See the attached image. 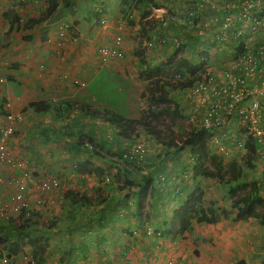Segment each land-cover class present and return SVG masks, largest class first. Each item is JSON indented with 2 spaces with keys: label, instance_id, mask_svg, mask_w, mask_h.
Here are the masks:
<instances>
[{
  "label": "crops",
  "instance_id": "0c3cea01",
  "mask_svg": "<svg viewBox=\"0 0 264 264\" xmlns=\"http://www.w3.org/2000/svg\"><path fill=\"white\" fill-rule=\"evenodd\" d=\"M115 1L117 3L106 5L107 10L111 13L113 9L122 15L119 1ZM228 1L211 0L209 5L211 9H217ZM76 2L78 9L72 15L69 10L59 6H49L43 0H0V109H7L20 116L17 118L14 134L8 140L9 153L15 160L24 164L22 170L30 169L37 176H65V178L61 176L63 188L52 192L57 198L62 196L63 199H55L53 204L40 209L36 208V211L32 213L31 222L25 229L17 228V226L12 229L9 226L10 219L17 223L15 216L9 219L0 217V225L4 228L3 235L11 242L28 240L29 237L38 235L45 236L48 250L44 254V264H166L170 257L175 259V264H201L200 261L196 262L192 252L196 255L200 254L203 264L205 262L211 264L207 259L210 256L217 258L219 248L212 250L210 246H207L204 241V237L207 238V236H203L205 234L197 235L200 239L199 243L194 242L190 234L197 224L208 227L216 226L215 224L193 222L190 230L175 237L161 236V238L146 233L147 227H150L148 224L158 223L159 225L164 222L165 216L169 215L166 213L160 216L161 207H164L165 211L177 207L179 202H182L184 191L195 188L199 182L205 191L206 181L212 180L215 184L214 193L217 195L221 190L226 194L227 187L222 186L216 179L202 180L200 178L195 180L198 183L192 181L191 170L194 163L187 154L188 150L180 151L179 159L173 169L165 168V172H161L153 168L148 172L155 179L154 199L148 206V211L151 210V216L155 218L150 216L151 220L149 222L146 220L144 225L140 217L136 219L139 214H133V205H129V201L124 196L130 195L131 188L127 185L120 191L117 188L118 183L113 182L112 174L110 185L108 183L106 184L108 186L103 185L102 188L99 186V189H102L101 193L107 196V200L102 204L97 206L83 203L71 204L70 200L65 198L64 194L67 190L86 192L90 195L98 187L97 179L100 176L81 169L77 172L73 166H70L72 162L70 160L78 159V157L82 159V162L88 159L95 164L96 157L89 149L77 146V141H88L90 144H99V146L104 144L103 147L110 152L115 149H111L110 145L109 148L106 141L102 139L108 135L103 134L104 130L113 128L116 131V129L111 125V128H108L109 124L107 125L100 118L91 119L82 112L81 106L86 105L94 109L106 108L123 114L125 118L131 116L127 112L129 108L123 109L120 106L121 90H116L119 92L117 105L110 103L105 97H99L102 90H93L100 83L106 64L101 61L98 49L107 44L104 41L111 34L108 30H103L98 35L99 33L94 29L96 24L100 25L102 18L106 19L104 23L106 25L110 16L105 15L103 11L98 12L97 20L92 15L95 8L93 0H76ZM229 6L233 7V4ZM12 10L18 17L17 21H14L9 14ZM31 19H37L40 23L28 29L26 26ZM75 20L78 22L77 25L73 23ZM84 24L94 30V39L90 41L86 39L88 34L82 31ZM71 29L73 32L75 29L78 30V39L72 40L71 35L66 33L67 30L72 31ZM207 29L208 26L205 29L203 26L199 27L196 36L199 40L206 34V43L210 51H215L214 48H230L229 36L222 40L224 41L222 46L208 45L209 40H214V35L212 39H209ZM75 34L78 35L77 32ZM24 37H30V39H24ZM217 55V58L225 57L223 54L217 53ZM213 62L216 66L220 64L216 58ZM75 81L82 82L84 85L78 86ZM38 102L56 105L60 111L51 108L46 112H37L34 104ZM2 125H4V119L0 113V129ZM217 132L220 139L225 142L227 138L222 137V131ZM97 145H94L95 149ZM160 146L162 149L170 150L168 151L170 153L176 151L174 146L171 149ZM259 152L254 161V168H247L248 171L243 169V181L263 179L264 157ZM240 153L242 156L244 152ZM240 158H231L228 161ZM19 171L10 165L1 167L0 204L8 202L10 195L16 189ZM157 176L160 181L164 180L163 183H159L160 185L156 184ZM31 182L33 181L28 180V186L31 187L28 195L33 201L40 195V191ZM161 185L167 194L163 200L158 198L163 194V192L160 193ZM262 185L264 190V183ZM204 198H206L205 194ZM157 200H159L158 203H156ZM61 202L63 206L60 205ZM203 206L206 205L203 204ZM54 217H58L59 220L52 228L47 229L45 225H42L43 222L49 223ZM224 221L222 219L217 225L225 226ZM163 226L161 224V230ZM209 232L213 231L209 229ZM216 232L217 236L222 234L223 237H229V240H233L236 236L231 231L221 233L218 229ZM161 240H164L166 244L159 246ZM31 250V245L27 243L23 252L16 255L7 256L1 253L0 264H3L2 256L4 255L9 257L13 264H27L32 260ZM224 251L228 252L229 248Z\"/></svg>",
  "mask_w": 264,
  "mask_h": 264
},
{
  "label": "trees",
  "instance_id": "16d2710c",
  "mask_svg": "<svg viewBox=\"0 0 264 264\" xmlns=\"http://www.w3.org/2000/svg\"><path fill=\"white\" fill-rule=\"evenodd\" d=\"M43 1L49 4V6L63 7L69 10L72 15L76 13L78 9L76 0ZM189 1L192 4L190 7L197 10L195 19L193 17V23L190 24L188 22V24L184 26L177 23L176 20L172 21V19L164 22V24L167 25V32L163 29V34H160V41L166 44V40H169L171 37L170 35L177 37L179 40H173L175 50L170 57L155 65H151V63L147 62L144 58L143 50L145 48L142 44L144 40L149 37L150 31H152L155 26H158L153 22V18L151 17L152 9L148 8V5L152 4L153 8H159L160 6L153 0H119L120 12L128 19V23L132 22L130 18L132 17L133 10H140L138 20H136L138 41L137 45L132 50V54L139 59V67H142L139 71V76L142 80L147 82L140 96L149 99V107L140 109L137 118H125L123 114L117 111L107 110L106 108L94 109L86 105H82L81 110L91 119L100 118L107 125L109 124L108 126H113L116 129V133L113 135L114 139L118 138L121 141L126 140L127 142L134 141L137 140L139 136V130H146L148 136L154 137V139L159 144L165 146L166 149H171L174 146L175 150H177L175 152H178V150H188L190 159L194 163L191 170L192 181L198 183V181L195 180L200 178L202 180L216 179L222 186L227 187L230 207L223 205L217 208L213 200H208V204L203 206L205 202V191L199 185L200 182L196 184L197 186L195 188L184 191L183 197L181 196L182 202H179V205L173 209L170 217L163 222L164 226L161 230V234L164 237H175L178 234L190 230L193 222L214 225L219 223L222 219H233L234 221H250L254 219L260 226L264 227V190L262 189L264 177L262 180L257 179L255 181L242 180L243 169L254 168L257 152L260 151L259 153L264 157V137L261 139L262 141H260L256 133L247 127L248 123L246 124L237 117L231 116L230 121V118L228 119L227 117L228 123L226 126L230 133L225 141L229 143L226 144V146L229 147L228 153L232 152L233 148H237L244 153L239 160L233 159L226 161L225 155L222 156L214 152L209 145V141L214 135L213 129L197 126L192 121L187 124L188 126L183 125V122H181V118L183 117L181 114L182 106L174 97L176 92H187L193 85L201 80L208 81L209 74L215 76L217 82H221L222 76L219 75L220 71L218 70H228L230 74L240 76L242 74L244 62L239 61V58L243 57L247 60V52L251 51L255 53L256 48L262 44L261 42L264 41V25L257 31L258 35L256 34V36L258 41L256 42H251L250 39L247 40L252 37L250 34L252 31L249 30L244 36L247 42L241 36L238 38V42H236L237 36H230V48H214L215 51H210V47L207 46L206 43V34L200 39L203 40L202 43L198 41V37L196 36L199 22L202 21V19H210L211 17L212 19L219 18L217 22L221 21L223 17L222 14L224 13L237 15L240 2L243 0H229L227 3L228 6L227 4L221 5L217 9H211L209 4L201 0ZM216 1L217 0H215V2ZM93 2L97 3H95L92 15L98 20V11L102 8V4L106 6L109 3L107 0H93ZM252 2L254 6L250 11L253 13V16H256L263 24L264 2L262 0H252ZM200 4H202V6H200ZM232 4L233 7H230L229 5ZM178 12L172 10L170 16ZM9 14L11 18H14V21L18 20L13 10ZM38 23H40L39 20L31 19L26 28L31 29ZM73 23L74 25L78 24L77 20ZM246 25L247 22L244 21L242 25L243 30L246 29ZM179 26H181L180 33L178 32ZM191 28L195 30V35L192 31L187 33ZM208 32L207 36L210 39L212 34L210 30ZM163 36L164 38H162ZM24 39H30V37H24ZM176 41L179 42L177 46ZM190 43L199 44V47L203 46L198 52L194 53V60H196V62L185 59L186 55L184 54ZM210 44L213 45L209 40L208 45ZM217 53L223 54L225 57L217 58ZM177 57H179V61ZM215 58L219 61V66L214 64L213 60ZM259 68L264 69V64L260 63ZM93 90H96V88ZM196 101L197 99L192 101L194 103L193 110L197 105ZM34 106L37 112H46L51 108H54L55 111H60L56 105L53 106L48 102H38L35 103ZM156 122L160 124V127H156ZM230 129L232 131H230ZM179 138L180 145L175 144V141ZM107 140H109L107 137L102 139V141H106L108 146L112 144V141ZM76 144L84 148V142H82V140L77 141ZM91 145L93 149H90V151L96 153L100 159H104V156L95 149L94 144L91 143ZM102 146H104V144ZM113 153H118V150L115 149ZM121 153L124 154V152ZM169 153L170 152L167 154ZM111 162L114 164V168L111 170L113 182L118 183L117 188L120 191L126 188V186H121V183H125L132 188L130 194L132 193L133 196H128L129 194H125L124 196L129 201V205L132 203L130 201L131 198H134V196L137 197V207L140 213L141 209L144 208L147 197H154V177L150 173H147L142 175L139 180H136L122 163H117L115 160H111ZM78 169L95 173V175L100 177L103 176L105 172L104 168L95 165L88 159H85L82 164H76L75 170L77 172H79ZM110 184L111 183H109V185ZM134 188L135 190H133ZM64 196L70 200L71 204L83 203L89 206H97L107 200V196L97 190L90 195L86 192L80 193L67 190ZM30 212L32 213L34 211ZM27 213L29 212L23 211L20 214L18 220H21V224L19 226H25L31 222V216H29L30 214L27 216ZM58 220V217H54L49 223L43 222L42 225L50 229ZM8 223L12 229H15L17 225L16 222L14 223L12 219H10ZM3 229L4 228L0 225V254L5 253L7 256L16 255L23 252L24 246L29 243L32 249V260L27 264H44V254L48 250V242L45 236L38 235L32 238L29 237L28 240L11 242L3 235ZM8 264H13L12 260H9Z\"/></svg>",
  "mask_w": 264,
  "mask_h": 264
},
{
  "label": "rangeland",
  "instance_id": "374dc122",
  "mask_svg": "<svg viewBox=\"0 0 264 264\" xmlns=\"http://www.w3.org/2000/svg\"><path fill=\"white\" fill-rule=\"evenodd\" d=\"M107 1L109 4L113 2L117 3V1L115 0H107ZM153 1L156 4H159L158 6L160 7L153 8V5L150 4L148 5V8L152 9L151 17L153 18V22H155L158 26L157 27L155 26L154 29L150 31L149 37H147L144 40V43L142 44L145 48L143 50L144 58L146 59L147 62L151 63V65H155L157 64L156 62L163 61L168 57H170V55L175 50L174 47L175 44H173V40L174 39L179 40L177 37H173L172 35H170L171 37L169 40L168 39L166 40L167 42L166 44H163V42L160 41L159 39L160 34H163L162 32L163 29L166 30L167 27V25L164 24V22L170 19H172V21L173 19H176L177 23H180L185 26L186 24H188L189 21L193 19V16H195V13L197 12V10L190 7V5L192 4L190 3L189 0H153ZM101 7L104 14L110 16V18L108 19L106 25L103 24L101 26L99 24H96L97 26L94 30L99 33L98 35H100V32L103 30H108L111 33L108 35L109 37L105 39L104 42H106L107 44L104 45H111L114 38L117 35H121L122 36L121 47L123 51L121 57H111V61L106 62L104 67L105 68L104 73L100 79V83L97 84L96 90H102V93L100 94L99 97H105L108 101H110V103L115 105L119 103V94H118L119 92H117L116 90H121L120 106L123 109L129 108L127 112L130 113L131 115L130 118H137L140 109H145L146 107H149V99L147 97L139 96V94L144 91L147 82L142 80L141 77L139 76V71L142 67L141 66L139 67V59L132 54V50L137 45V41H138L136 20H138L140 10L139 9L133 10L132 17L130 18L132 22L128 23V19H126L125 16L120 15L117 11H114L112 9L111 10L112 14H111L110 11L107 10V6L102 4ZM172 10H176L177 12L178 11L179 12L177 14L170 16ZM191 11H193V14L190 16L189 13ZM206 22H208L207 19H202V21L199 22V27L205 26L203 24H205ZM180 28L181 26H179V30H178L179 33L181 32ZM71 30L72 31L67 30L66 33L71 35L72 40L78 39L79 37L78 30L75 29L74 32L73 29ZM94 30L90 27H87V25L84 24V28L82 29V31L84 34L86 33L88 34L86 37V39H89L88 41L94 39L95 36V33L93 32ZM84 31H86V33ZM191 31L195 35V30H192V28L189 29L187 33H190ZM75 32H77L78 35H76ZM164 36L162 38H164ZM198 41L202 43L203 40L199 39ZM201 47L203 46L199 47V44L190 43L189 46L187 47V51L184 54L186 55L185 59L196 62V60H194L195 58L194 53L198 52ZM177 58L179 61V57ZM76 84L78 86H81L79 85V83ZM174 97L176 100L180 102L182 106L181 114L183 117L181 118V122H183V125L188 126L187 124L190 121H192L194 124H198V122H200L199 121L200 116L202 115L204 110H201L200 114L196 110L197 115L194 114V110H193L194 103L192 102L194 101L193 100L194 96H192L191 94L189 95L187 93L176 92L174 94ZM157 122L155 124L156 127L157 126L160 127V124L159 123L157 124ZM108 128H111V126H109ZM115 133L116 131H114L113 128L109 129L108 131L104 130L103 132V134H111V136L109 138L107 137V139H109L108 141H112V144H110L111 149L112 148L117 149L118 153H113V151L112 152L106 151V149L103 146H99V144L98 145L96 144L97 145L96 150L98 149L97 151L104 156V159H100L96 153H92V155L96 157V159L94 160L95 164H98V166L104 168L105 172H108L109 174H111V170L112 168H114V164L113 162H111V160H115L117 163H122V165H124V167L131 172L134 179L139 180L142 175L147 174L153 168H157V170H160L161 172H165L166 169L167 170L170 168L173 169V167L176 166L175 164H177L176 163L177 159H179L180 151L187 152L186 150H178V152L176 153L174 152L167 154L169 150L162 149L160 146L161 144H159L154 139V137L148 136L146 130H139V136L137 137V140L134 141L132 140L128 142L126 140L121 141L120 139H114L113 135ZM138 140L143 141L145 143L146 152L144 153L145 155L143 160L140 161V159L138 160V158L136 159V157L134 156L132 157H130L129 155L124 156L123 153H121V152H125V148L131 146L133 143L137 142ZM178 142H180V138L178 139ZM115 149L113 150L115 151ZM233 150H232L233 154L229 153L228 155L226 154L224 156L226 161H228L231 158L241 157V153H240L241 151H239L237 148H233ZM187 154L189 155V153ZM70 161H72L70 166H73L74 169L76 164L82 162V159L78 157V159H73ZM35 174L36 173H34V175ZM61 176L65 178L64 175ZM97 181H98L97 191L101 192L102 189H99V186H101L102 188L103 185H106L108 183L104 182L103 178L100 177H98ZM163 182L164 180L160 181L157 176L156 184L160 185L159 183H163ZM214 185H215L214 181L212 180L206 181V187L204 186L205 197H206L204 205H207V200H213L215 201L217 208L221 207L222 204H224V206L226 207H230V201H229L230 199L227 196L228 195L227 192L226 194H224L220 190L219 193L216 195L213 191ZM123 186H127V184L124 183ZM162 186L163 185H161L160 187L162 188V191L160 193L163 192V194L162 196L160 195L158 197L159 200L160 199L163 200L164 196L167 195L165 194L164 187ZM133 190H135V188ZM129 196H133V194L131 193ZM153 199L154 197H150V196L147 197L144 203V208L141 209L140 213L137 207V197L134 196V198H131L130 200L132 202L131 205H133L134 208L133 214L134 215L139 214V216H137L136 219H139L140 217V219L143 220L142 222L143 225L145 224L146 220L149 222L151 218H155L151 216V210L148 211L149 208L148 206H150V204L153 202ZM159 200H157L156 203H158ZM60 205L63 206V202H61ZM156 208H158V205H156ZM173 209L174 208H170L168 211L167 210L165 211V208L161 207L159 210L162 213H160L159 215L163 216V214L166 215V213H168L169 215H166L164 218V221H166L167 217H170ZM32 213L29 212L30 214L29 216L33 217ZM224 222H225L224 223L225 226H223L222 224L219 225L215 224L216 226L213 227H208L207 225H203V224H197V227L193 229V232L192 233L190 232L191 233L190 236H192L191 238H193L194 242L198 241L199 243L200 239L199 236L197 235L202 233L205 234L203 236H207V238L204 237L205 238L204 241L207 246H210L212 250H214L213 248H219L218 257L214 259L213 257L210 256L211 259L209 257L207 261L211 264H264V228L260 226L254 219L250 221H234L233 219H228L225 220ZM161 224L163 223H160L159 225L158 223L148 224L150 227L149 228L147 227V229L151 230L150 236L152 235L154 237H161L162 235ZM22 226H19L17 228L25 229L27 227V225L23 227ZM209 229L212 230L213 232H209ZM218 229L221 231V233L226 231H231V233L236 236L233 237L234 238L233 240H229V237H223L222 234L217 236L216 231ZM190 243L193 244L191 240ZM165 244L166 243L164 242V240H161L159 246L161 245L163 246ZM226 248H229V251L228 252L226 251L227 253L224 251V249ZM103 254L106 253L103 252ZM192 254L194 255V259L196 260V262L200 261L201 264H203V261L201 260V256L199 253H197L196 255L195 252L194 253L192 252ZM7 258L9 261V257ZM3 264H8V262Z\"/></svg>",
  "mask_w": 264,
  "mask_h": 264
},
{
  "label": "built area",
  "instance_id": "2783aa9c",
  "mask_svg": "<svg viewBox=\"0 0 264 264\" xmlns=\"http://www.w3.org/2000/svg\"><path fill=\"white\" fill-rule=\"evenodd\" d=\"M210 4L211 0H201ZM264 2V0H262ZM202 6V4H200ZM254 6L252 0H243L240 2L237 15L222 14V20L218 21L219 18L208 19L204 28L208 26L214 40H210V43L222 46L224 44L223 39L225 37H236L241 36L245 41L244 36L248 31H252L250 34L252 37L247 40L256 42L257 31L263 27L264 23L253 16L250 9ZM224 9V8H223ZM222 10V9H221ZM102 8L98 12H101ZM193 11L189 13L191 16ZM195 18V16H193ZM176 20V19H173ZM177 21V20H176ZM247 22L246 29L243 30V22ZM106 19H101L100 25H103ZM217 22V23H215ZM250 22V23H249ZM189 23H193L189 21ZM258 35V34H257ZM212 36L210 39H212ZM247 42V41H246ZM261 42V41H260ZM176 41V46L178 45ZM256 48L255 53L251 51L247 52V60L243 57L239 58V61L244 62L242 68V74L237 76L236 74H230L228 70L221 71L222 81L217 82L215 76L212 74L208 75V81L201 80L193 85L189 91L185 92L194 96V100L197 99V105L194 109V114L197 115L196 110L200 114L201 110H204L200 116V122L195 124L197 126L213 129L214 135L209 141L211 149L224 156L228 153L229 147L226 146V141L220 139L218 130H221L222 137H229V130L226 126L227 117H237L244 123H248V128L256 133L259 140L262 141L264 137V69L259 68L260 63L264 64V41ZM122 36L117 35L111 45H103L98 49L100 59L102 62H107L111 57L122 56ZM216 82V84H215ZM83 86L82 82H77ZM248 85V87H247ZM182 93V91H180ZM248 103V104H247ZM0 113L4 119V125L0 129V170L4 165L12 166L13 168L19 169V175L17 179V185L14 192L10 195L8 202L0 204V217L3 219H9L15 216L17 220V227L21 224L19 218L23 211H36L37 209L43 208L48 204H53L55 199H63L62 196L57 198L52 192L60 191L63 187L62 178L60 175H34L33 171L22 170L24 167L21 161H17L9 153L8 140L14 134L17 118L19 115L14 114L9 110L0 109ZM231 121V118L229 119ZM231 131V129H230ZM108 134L106 137H110ZM223 139V138H222ZM175 144L180 145V142L176 141ZM84 148L92 149V145L88 142H84ZM146 152L145 143L143 141H137L131 146L125 148L124 156H134L138 160H143L144 153ZM111 174L105 173L103 175L104 182L109 183L111 180ZM27 180V181H26ZM28 180L33 181L31 184L35 186L39 191L40 195L33 201L28 195L31 191V187L28 186ZM50 194V195H49ZM29 213H27V216ZM147 234H151V230L147 229ZM3 263L8 262L6 255L2 256ZM124 264V263H122ZM166 264H175V259L170 257Z\"/></svg>",
  "mask_w": 264,
  "mask_h": 264
},
{
  "label": "clouds",
  "instance_id": "9594fccd",
  "mask_svg": "<svg viewBox=\"0 0 264 264\" xmlns=\"http://www.w3.org/2000/svg\"><path fill=\"white\" fill-rule=\"evenodd\" d=\"M118 1H119V0H118ZM101 12H102V11H101ZM100 21H101V20H100ZM160 62H161V61H160ZM178 93H180V91H179ZM176 141H178V140H176ZM176 141H175V142H176ZM188 153H189V152H188ZM8 262H9V261H8Z\"/></svg>",
  "mask_w": 264,
  "mask_h": 264
}]
</instances>
